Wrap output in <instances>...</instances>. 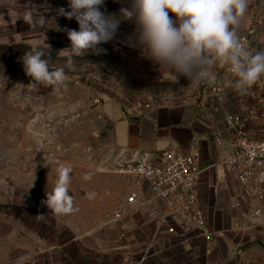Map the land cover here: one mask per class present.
Segmentation results:
<instances>
[{
  "label": "rangeland",
  "instance_id": "374dc122",
  "mask_svg": "<svg viewBox=\"0 0 264 264\" xmlns=\"http://www.w3.org/2000/svg\"><path fill=\"white\" fill-rule=\"evenodd\" d=\"M67 5L68 0H0V264H60L69 253L64 244L92 229L99 240L127 232L125 244L140 243L135 252L126 250V259L135 255L124 264H264V234L236 230V215L231 226L226 216L211 219L210 239L182 216L175 231L151 234L148 211L127 198L133 190L141 200L152 191L120 165L110 113L126 104L150 108L183 101L185 78L173 83L129 47L124 41L135 25L127 21L116 39L101 45L104 52L68 64L62 50L70 41L63 29L79 25L57 14ZM121 6L105 0L109 13ZM42 13L49 19L43 26L25 22L29 14ZM239 33L248 35L254 51L264 50V0H250ZM31 48L47 53L42 58L49 59L50 70L64 69L65 87L29 85L21 57ZM40 154L44 161H36ZM62 164L71 165L75 211L56 214L42 201ZM118 211L122 216L110 221ZM141 225L144 230L132 236ZM150 245L163 251H151Z\"/></svg>",
  "mask_w": 264,
  "mask_h": 264
},
{
  "label": "clouds",
  "instance_id": "9594fccd",
  "mask_svg": "<svg viewBox=\"0 0 264 264\" xmlns=\"http://www.w3.org/2000/svg\"><path fill=\"white\" fill-rule=\"evenodd\" d=\"M122 3L118 13H109L105 0H68L67 8L57 14L75 19L77 29L65 28L70 47L66 62L89 53L105 51L101 45L117 37L122 22L134 24L133 32L124 41L137 48L142 58L158 66L161 75L177 83L180 77L190 85L200 86L217 78V66L226 68L232 85L246 92L264 77V50L254 53L242 41L239 28L245 21L250 0H115ZM171 13V15H170ZM49 19L42 13L25 22L31 27L43 26ZM47 53L31 48L21 57L25 74L33 88L47 83L56 90L65 87L63 68L50 70ZM71 165L58 169L55 186L47 190L42 203L56 214L75 211L69 194ZM92 193L90 196H94Z\"/></svg>",
  "mask_w": 264,
  "mask_h": 264
},
{
  "label": "built area",
  "instance_id": "2783aa9c",
  "mask_svg": "<svg viewBox=\"0 0 264 264\" xmlns=\"http://www.w3.org/2000/svg\"><path fill=\"white\" fill-rule=\"evenodd\" d=\"M239 34L254 53L252 40L246 33ZM216 72L215 81L200 86L184 79L183 101L212 116L207 138L222 155L208 168L215 167L231 183V203L238 221L235 229L264 234V77L246 92H239L226 68L217 66ZM192 141L187 152L178 148H120L117 158L126 172L139 177V183H145L154 197L164 201L167 209L177 210L198 235L210 239L213 232L200 203L201 135ZM127 199L137 205L139 192L133 190ZM121 216L118 211L110 221Z\"/></svg>",
  "mask_w": 264,
  "mask_h": 264
},
{
  "label": "crops",
  "instance_id": "0c3cea01",
  "mask_svg": "<svg viewBox=\"0 0 264 264\" xmlns=\"http://www.w3.org/2000/svg\"><path fill=\"white\" fill-rule=\"evenodd\" d=\"M152 106L145 108L140 103L126 104L125 108L117 107L111 110L115 147L129 150L178 148L182 152H187L193 147V137L200 134L202 141L199 147L202 151L203 168L199 180L201 206L210 225L211 219L223 215L227 219L225 225L231 226L236 215L231 203V183L224 180L215 167L208 168L222 155V151L207 138L206 133L211 125L212 116L184 101L165 100ZM136 206L140 210L148 211L151 234L162 235L167 230L175 231V222L181 214L177 210L167 209L163 200L151 193L140 199ZM141 226L132 230L131 235H139L141 230H144ZM94 230L64 244L69 253L67 256L62 255L60 264H124L127 260L133 259L135 254L126 259L125 252L126 250L135 252L133 249L138 248L140 243L125 244L124 237L127 232H119L116 238L108 241L103 237L100 240L95 238L97 230ZM150 249L154 252L159 251L154 245H150ZM161 251L163 250L159 252Z\"/></svg>",
  "mask_w": 264,
  "mask_h": 264
},
{
  "label": "water",
  "instance_id": "95a60500",
  "mask_svg": "<svg viewBox=\"0 0 264 264\" xmlns=\"http://www.w3.org/2000/svg\"><path fill=\"white\" fill-rule=\"evenodd\" d=\"M44 160H45V157L42 154L36 157V161H44Z\"/></svg>",
  "mask_w": 264,
  "mask_h": 264
}]
</instances>
